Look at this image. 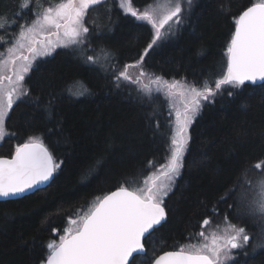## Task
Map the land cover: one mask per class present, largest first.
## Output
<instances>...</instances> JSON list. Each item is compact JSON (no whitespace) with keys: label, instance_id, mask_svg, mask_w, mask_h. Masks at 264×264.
<instances>
[{"label":"trees","instance_id":"trees-1","mask_svg":"<svg viewBox=\"0 0 264 264\" xmlns=\"http://www.w3.org/2000/svg\"><path fill=\"white\" fill-rule=\"evenodd\" d=\"M21 1H0V16L15 21L0 30L4 40L20 27L17 17L32 13L18 10ZM254 2L196 0L184 23L150 50L144 69L167 80L197 87L210 80L214 86L234 31L232 18ZM131 3L143 11L154 0ZM93 10L97 21L89 25L81 49L59 45L34 61L24 81L30 94L15 102L6 119L8 135L0 140V156H11L30 136L39 137L61 166L39 191L0 201V264H41L47 243L59 242L70 219L121 185L142 186L170 157L174 110L167 97L159 94L149 101L136 84L114 79L125 64L139 60L152 39L151 25L125 14L117 0ZM101 49L110 53L108 65L89 62L87 57ZM76 82L86 89L83 95L73 94ZM228 91L235 94L228 96ZM188 131L180 173L164 198L167 219L144 238L146 252L155 256L197 243L198 233L208 232L201 227L205 219L213 229L231 223L246 226L251 238L258 233L257 225L246 222L251 219H237L231 212L240 210V188L256 180L255 165L264 160V82L240 89L225 86L211 102H203ZM234 254L235 264H264V247L250 251L246 245Z\"/></svg>","mask_w":264,"mask_h":264},{"label":"snow or ice","instance_id":"snow-or-ice-1","mask_svg":"<svg viewBox=\"0 0 264 264\" xmlns=\"http://www.w3.org/2000/svg\"><path fill=\"white\" fill-rule=\"evenodd\" d=\"M104 2L60 0L54 7L45 8L30 26L21 25L18 39L7 49V57L0 53V140L8 135L5 122L15 102L30 94L29 89L24 87V81L34 61L50 55L57 45L69 47L83 44L90 31L85 26L87 14ZM192 3L193 0H164L154 7L147 5L143 11H138L132 7L131 0H121L120 7L124 13L151 25L153 36L139 60L125 64L114 79L136 84L138 92L149 101L159 94L167 97L176 117L170 157L157 172L144 178L142 186L130 190L121 185L115 191L97 197L87 211L78 214L76 219H70V226L64 229L59 242L53 240L47 243L48 252L41 264H131L130 258L134 254H145L143 239L167 219L164 198L180 173L188 146L189 126L203 102H211L225 90V86L240 89L246 82L264 81V0L251 3L232 18L235 27L226 48L227 68L215 79L214 86L210 80H205L200 87L183 80H167L144 69L146 56L166 35L162 29L167 26V31L171 32L173 22L175 25L183 24L185 13L191 9ZM29 6L30 0H24L21 9ZM221 11L227 14L223 6ZM7 26V17L0 16V30ZM52 28L56 31H50ZM45 33L49 37L47 43L34 38ZM52 36L57 38L56 42L50 39ZM0 40L3 38L0 37ZM23 49L29 55H24L21 52ZM101 54L110 56L104 49H101ZM87 59L95 62L98 57L88 56ZM130 68L139 69L135 79L129 75ZM84 91L86 89L73 94L83 95ZM227 94L233 96L235 93L228 91ZM60 166L40 138L30 136L25 143L16 146L11 159L0 157V197H17L33 190L39 191V185L48 182ZM255 168L262 169L264 164L257 163ZM256 189L257 195L248 201L247 208L252 214L264 216V179L257 182ZM209 223L210 220L205 219L201 227ZM224 233L213 232L208 236L201 231L198 233L203 238L201 242L181 244L175 251L155 256L151 264H235L234 250H243L251 237L244 227L231 223ZM259 247H264V244L255 245L252 251Z\"/></svg>","mask_w":264,"mask_h":264},{"label":"rangeland","instance_id":"rangeland-1","mask_svg":"<svg viewBox=\"0 0 264 264\" xmlns=\"http://www.w3.org/2000/svg\"><path fill=\"white\" fill-rule=\"evenodd\" d=\"M1 1V0H0ZM107 0H105L106 2ZM120 4H121V0H117ZM196 0H193V3H192V7L190 10H187L188 11H191L192 8L194 7V3H195ZM24 2V0H22L19 4V9L18 10H22L21 9V4ZM60 0H30V6L27 7L29 10L32 9V13L30 15H25L23 16L22 18L21 17H17L16 21L19 23L20 27L17 29L16 33H14L12 36H10V39H6V40H2L3 43L1 44V48H0V53H3L4 54V57H7L8 55V52H7V49L12 47L13 46V42L16 41L18 39V35H19V32L21 30V25H25L26 27L27 26H30L32 21L34 19H36V16L39 15V14H42L43 10L49 6H52L54 7L57 3H59ZM104 2V3H105ZM163 3L164 0H154V5L153 7L156 5V3ZM25 9V8H24ZM94 10L93 8L88 12L87 14V18L85 20V26H87L89 28V25L90 24H96V21H97V17L96 15H94L95 13H92ZM8 20V19H7ZM12 24L11 21H8V25L10 26ZM175 24L173 22V30L175 29ZM50 31L52 32H55L56 30L54 28L50 29ZM162 31L166 32L167 34V26H165V29H162ZM37 41H43L44 43H47L49 37L47 35V33H45L44 35H40V34H37L35 37H34ZM50 39L53 41V42H56L57 38L55 36H52L50 37ZM1 41V42H2ZM0 42V43H1ZM82 44L80 45H72L74 48L76 49H81ZM37 46H39V44H37ZM59 45H57L54 49H56ZM53 49V50H54ZM21 52L24 54V55H29V53L27 52L26 49H23L21 50ZM53 52V51H52ZM94 54L93 56L94 57H98V59L95 60V62H91L93 64H101L103 65V63H105L106 65H108V58H106L104 55L101 54L100 51H97V50H94ZM44 57V56H43ZM42 57H38L37 59H40ZM36 59V60H37ZM227 55H226V59L224 62H222L216 69V73H221V75L223 74V72L226 70L227 68ZM129 75L132 76L133 79H135V77L138 75L139 73V69H129ZM8 73H5V75H7ZM220 75V76H221ZM5 83H7V81H5ZM78 85V86H77ZM81 90L80 88V83L76 82L75 85H73L71 87V90ZM22 98V97H21ZM175 120H176V117H175V111H173L172 113V121L174 122L175 124ZM261 164H264V160H262L260 162ZM258 174L259 176L256 177V180L253 181L250 185L248 183H243V186L240 188V192H241V195H240V198H239V207H240V210H238V212H236V210H234L233 212H231V215H234L235 218L237 219H242V218H248V219H251L249 221H247L246 219V222L248 223V225H257V231L258 233H256V235L251 238V241L250 243L247 245V247L249 248L250 247V251H252L253 247L257 244H264V216H260V215H255V214H252L248 211V208H247V204H248V201L252 200L255 198V196L257 195V189H256V185H257V182L261 179H264V168L262 169H258ZM135 187V185H134ZM249 216V217H248ZM251 217H254V220L251 218ZM230 219V218H229ZM228 226V224L226 225H219L218 224V227L217 229H213L212 227L210 226H205L208 230L207 233H205L206 235L208 236H211V234L213 232H216L217 234L219 235H224V229H226ZM246 227V226H244ZM256 227V226H255ZM210 229V230H209ZM252 229V228H250ZM148 236V235H147ZM203 240V238H200L198 242H201ZM145 245V244H144ZM261 248V247H259ZM259 248H256V249H259ZM150 249H154L152 247H150ZM155 253L152 251V250H149V252L143 254V255H138V258H137V262L136 264H148L149 261H151V259L155 256L154 255Z\"/></svg>","mask_w":264,"mask_h":264},{"label":"water","instance_id":"water-1","mask_svg":"<svg viewBox=\"0 0 264 264\" xmlns=\"http://www.w3.org/2000/svg\"><path fill=\"white\" fill-rule=\"evenodd\" d=\"M264 81H257L256 83H252V82H246V84H252V85H258V84H261V83H263ZM50 151V150H49ZM15 152V151H14ZM14 152H13V154H14ZM12 154V155H13ZM12 155L11 156H0V157H4V158H8V159H11V157H12ZM53 177H54V174H53ZM53 177L48 181V182H46L45 184H42V185H39V188H42V187H44V186H46L49 182H51V180L53 179ZM116 190V189H115ZM115 190H113V191H115ZM33 191H35V190H33ZM32 191V192H33ZM110 192H112V191H110ZM23 194H27V193H23ZM22 195V194H21ZM21 195H19V196H17V197H0V199H14V198H18V197H20ZM164 206V205H163ZM143 243H144V239H143V241H142ZM166 251H175V250H166ZM166 251H162V252H160L158 255H161V254H163V252H166ZM136 254H134V256H135ZM157 255V256H158ZM136 256H138V255H136ZM133 258V257H132ZM132 258H130V260L132 259ZM151 264V263H150Z\"/></svg>","mask_w":264,"mask_h":264},{"label":"bare ground","instance_id":"bare-ground-1","mask_svg":"<svg viewBox=\"0 0 264 264\" xmlns=\"http://www.w3.org/2000/svg\"><path fill=\"white\" fill-rule=\"evenodd\" d=\"M248 7H249V6H248ZM244 10H245V9H244ZM226 65H227V64H226ZM200 111H201V110H200ZM197 116H198V115H197ZM49 183H50V182H49ZM49 183H48V184H49ZM48 184H47V185H48ZM47 185H46V186H47ZM44 187H45V186H44ZM42 188H43V187H42ZM39 189H40V188H39ZM129 189H130V188H129ZM130 190H131V189H130ZM33 192H34V191H33ZM33 192H31V193H33ZM28 194H30V193L22 194V195H21L20 197H18V198H21V197H23V196H25V195H28ZM14 199H17V198H14ZM3 200H9V199H0V201H3ZM164 207H165V206H164ZM212 211H213V210H212ZM220 224H221V222H220ZM212 226H213V225H212ZM248 229H250V228H248ZM209 230H210V229H209ZM206 231H207V230H206ZM206 233H207V232H206ZM135 256H136V255H135ZM135 256H133V258H134ZM133 258H132V259H133ZM132 259H131V261H132Z\"/></svg>","mask_w":264,"mask_h":264}]
</instances>
